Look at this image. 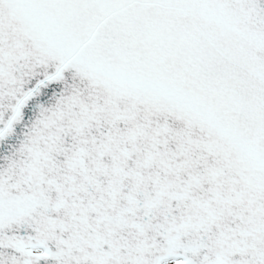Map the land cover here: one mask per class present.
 <instances>
[{
  "label": "snow or ice",
  "instance_id": "6c2138e0",
  "mask_svg": "<svg viewBox=\"0 0 264 264\" xmlns=\"http://www.w3.org/2000/svg\"><path fill=\"white\" fill-rule=\"evenodd\" d=\"M0 264H264V0H0Z\"/></svg>",
  "mask_w": 264,
  "mask_h": 264
}]
</instances>
